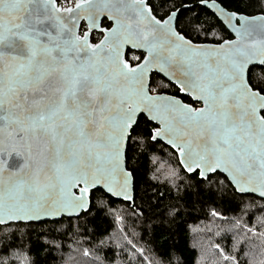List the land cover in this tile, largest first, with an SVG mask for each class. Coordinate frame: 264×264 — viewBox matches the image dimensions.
Instances as JSON below:
<instances>
[{"label":"snow or ice","instance_id":"snow-or-ice-1","mask_svg":"<svg viewBox=\"0 0 264 264\" xmlns=\"http://www.w3.org/2000/svg\"><path fill=\"white\" fill-rule=\"evenodd\" d=\"M241 7L259 14L225 0H0V224L107 211L97 193L134 206L129 161L151 163L160 141L178 194L227 192L241 214L264 202V0Z\"/></svg>","mask_w":264,"mask_h":264},{"label":"trees","instance_id":"trees-1","mask_svg":"<svg viewBox=\"0 0 264 264\" xmlns=\"http://www.w3.org/2000/svg\"><path fill=\"white\" fill-rule=\"evenodd\" d=\"M153 2L159 3V0ZM189 2L198 4V0ZM225 3L231 8L240 7L243 11L259 14V8L241 7L247 0H225ZM204 15L210 13L205 11ZM215 31L217 35H225L220 27ZM94 35L100 38V33ZM253 75L264 77V66H255ZM160 90L174 93L171 87ZM181 98L194 104L188 97L181 95ZM129 163L139 167L134 206L97 193V203L111 205L107 211L93 207L90 214L84 213L71 221L62 218V223L55 225L0 226V264H233L232 259L225 260L224 256L234 257L238 264H264V227L260 225L264 220V212L260 211L264 202L257 199L249 212L241 214L235 209V199L227 192L210 195L207 191H185L182 187L178 194L168 178L156 174L160 163L164 168L170 163L182 172L173 150L161 141L154 142L151 163L144 160L139 151ZM178 202L181 213L177 219L170 220L167 210ZM141 210L152 221L150 225H145V216L139 215ZM118 211L123 213L115 217ZM212 211L224 218L213 217ZM215 224V228L229 230H220L222 236L215 239L220 252L206 259V256L201 257L193 240L208 228L205 235H210L211 226ZM249 227L258 234L246 233Z\"/></svg>","mask_w":264,"mask_h":264},{"label":"rangeland","instance_id":"rangeland-1","mask_svg":"<svg viewBox=\"0 0 264 264\" xmlns=\"http://www.w3.org/2000/svg\"><path fill=\"white\" fill-rule=\"evenodd\" d=\"M158 167L160 169L156 172V174L159 177L162 175L164 178H168V172H169L170 169H172V168L176 169V167L174 165L170 164V163H168L166 165V168H164L161 165V163L158 165ZM176 171H177V169H176ZM121 213H123V212L122 211H118L115 214V217H119L121 215ZM115 222H116V227H117V230H118L119 229V224L116 221V219H115ZM216 225L217 224L211 226V229H210V233L211 234L210 235H208V236L205 235L209 231V228H208V229L204 230L203 232H199L198 233V235H200L199 238L193 240L194 246L199 249V253H200L201 257L202 256H206V259H212L214 257V254L216 255V254H218L220 252L219 245H217L215 243V239H218L219 237L222 236L220 234V230H223V229L226 230V231L229 230L228 228H223V229L222 228H215ZM203 229H205V228H203ZM230 229L232 230L233 228H230ZM234 229L237 230V228H234ZM237 242L238 241H236V243ZM249 260L251 261V259H249ZM256 263H258V262H256Z\"/></svg>","mask_w":264,"mask_h":264},{"label":"water","instance_id":"water-1","mask_svg":"<svg viewBox=\"0 0 264 264\" xmlns=\"http://www.w3.org/2000/svg\"><path fill=\"white\" fill-rule=\"evenodd\" d=\"M208 3H212V1H208ZM258 15V14H257ZM234 38V37H233ZM259 66V65H258ZM255 67V66H254ZM165 94H167V93H165ZM195 103V102H194ZM197 104V103H196ZM201 105V104H200ZM202 106V105H201ZM161 142H163V141H161ZM164 144H166L165 142H163ZM167 145V144H166ZM168 146V145H167ZM65 218H67V217H65ZM18 223H24V224H27V223H25V222H14V221H10V222H8V223H5V224H0V226H6V225H10V224H18Z\"/></svg>","mask_w":264,"mask_h":264},{"label":"flooded vegetation","instance_id":"flooded-vegetation-1","mask_svg":"<svg viewBox=\"0 0 264 264\" xmlns=\"http://www.w3.org/2000/svg\"><path fill=\"white\" fill-rule=\"evenodd\" d=\"M100 38H102V36H101V34H100ZM99 38V39H100ZM193 102V101H192ZM194 103V102H193ZM194 104H196V103H194ZM201 105L200 104H196V107H200Z\"/></svg>","mask_w":264,"mask_h":264}]
</instances>
